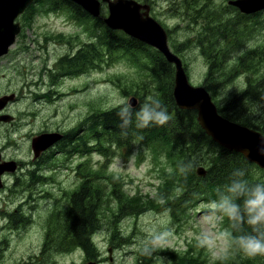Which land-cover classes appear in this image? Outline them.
Instances as JSON below:
<instances>
[{"label": "trees", "instance_id": "16d2710c", "mask_svg": "<svg viewBox=\"0 0 264 264\" xmlns=\"http://www.w3.org/2000/svg\"><path fill=\"white\" fill-rule=\"evenodd\" d=\"M35 2L30 4L23 14L27 27L31 26L35 15L49 11H62L70 18H77L78 23L88 24V28L83 27L82 30L83 33H88L87 40L80 39L81 48L77 55L66 62L72 73L66 72L70 77L69 80L90 67L94 70H102L115 64L117 59L126 60L135 67H140L147 80L125 82V85L117 81L115 85L122 96L125 99L134 96L136 98L134 107H138L147 97L155 96L170 115L169 122L164 126L148 129L133 128L129 130L127 137H122L117 127L120 121L115 114L119 110L117 106L120 103L103 107L96 104L93 99L84 101L89 106L87 115L79 117L65 134L58 131L61 136L59 140L63 155L62 165L67 166L66 161L76 155L85 156V159L74 164L76 186L69 191L63 189L66 205L61 210H52L51 217L61 220L57 228L59 243L56 245L58 246L56 252L70 253L79 250L85 260L95 258L98 248L93 235L100 228V215L103 209L110 212V216L107 213L109 228L111 227L109 243L120 245L121 239L124 243H131L130 237H132L131 234L123 235L120 230L119 225L123 218L132 217L136 220L148 210L167 209L173 222L181 221V215L186 214L189 207L194 206L199 200L215 199L217 188L228 182L231 172L236 168L248 170L246 178L250 183L264 182V170L257 164L247 161L241 153L228 150L212 141L199 125L195 110L176 106L172 94L174 66L158 50L124 35L119 30L107 28L101 18L92 17L73 2L67 0H36ZM202 12L221 26L213 27L208 38L197 34L195 42L207 59H215L217 54L226 51V56L220 58L219 65L215 68L219 70L227 67L229 74L227 79H233L229 69L230 61H227L229 53L240 49L245 41L253 38L248 42V48L239 54L238 66L241 69L252 68L256 80L249 81L245 89L233 88L232 94L225 96L222 102L219 100L215 84L207 83L206 90L224 117L264 135V71L258 74L257 70L261 67L256 68L258 62L264 61V10L257 11L253 21H247L253 16L240 14L232 6L222 11L223 14L225 13L224 20L215 14L214 9H205ZM224 32H228L226 39L223 36ZM42 36L46 42L47 34L43 33ZM57 38L61 42L64 41V36L61 34L57 35ZM35 40L38 44L42 42L44 45L43 39L38 41L36 37ZM171 47L183 58L184 66L188 67L187 75L190 78L194 76L190 71L194 62L190 58L198 54L181 42L176 35L171 38ZM112 53L116 57H113ZM58 63L61 65L62 77H64L62 60L60 59ZM214 63L215 61H212L211 65ZM217 77L224 78L222 75ZM63 86L64 84L59 85V90L61 97L66 99L56 103V107L63 112H78L77 102L67 98L74 93L72 89H76L75 86ZM257 109H260V113H257ZM87 120L90 123L83 129V134L75 137L76 132ZM70 121H73L72 116L68 122ZM135 145L145 146L152 153L154 160H158L161 153L165 158V163H159L161 166L158 169V177L161 182L155 187L154 197L142 194L140 191L133 194L124 192L120 187V183L123 184L122 179L115 178L111 173L105 175L116 154L127 157ZM193 158L205 167L204 177L197 176L195 168L186 174L181 171V164ZM101 178L104 182H101ZM106 179L110 182V190ZM221 225L223 229L231 230L226 218H222ZM250 232L251 228L245 224L240 231L234 232V235ZM47 244L55 248L54 234L47 237ZM142 247L143 245L136 251V260L138 258L143 260V263L137 261L138 264H151L153 256L158 255H166L173 264H177L178 261L179 264H255L256 261H264V256L245 257L235 247L231 248L226 259L222 255L217 260H209L207 250L199 247L197 241L189 243L184 251L163 247L150 256L142 254Z\"/></svg>", "mask_w": 264, "mask_h": 264}, {"label": "flooded vegetation", "instance_id": "af4514ba", "mask_svg": "<svg viewBox=\"0 0 264 264\" xmlns=\"http://www.w3.org/2000/svg\"><path fill=\"white\" fill-rule=\"evenodd\" d=\"M134 1L149 5L150 16L166 31L170 50L176 54L182 62L183 58L171 47V38L173 35H176L181 42L185 43L198 54L190 58V60L194 62V58H196L202 61L204 63V69L191 78L188 76L191 84L200 85L206 89L207 83L212 82L217 86L218 93L223 86L231 84L235 90L239 88L245 89L249 81L254 82L256 80L257 77L252 68L241 69L238 66L239 54L248 48V42H251L253 38L245 41L240 49L231 51L228 55L227 61H230L229 69L233 75V79H227L229 76L227 67L219 70L215 68L219 65L220 58L226 56V51L220 55L217 54L215 59H207L195 42L197 34L208 38L213 27L221 26L217 21L213 20L212 17L202 12L205 9H214L215 14L223 20L225 19V13L223 14L222 11L230 6L236 8L240 14L253 16L247 19V21H253L256 12H242L238 7L232 4L234 0ZM162 2H166V5L163 6ZM35 4L38 3L35 2ZM106 4L107 3H104L102 6V12H106L104 15L108 13ZM24 12L16 17L18 18L20 16V22L16 18L14 20V22H18L20 25L19 35L17 34L19 37L23 36L24 29L31 28L34 21L41 16L47 17L46 20L49 21L56 19L54 22L63 29H44L39 36L36 34V36L28 42L25 37V44L21 42L18 46V48L25 51V65H21L23 60L22 56L12 57L14 50L10 48L15 43L17 36L14 42L8 47L7 52L0 55V235L2 236L0 238V258L4 255V252L10 248L11 240L15 239V237L20 235L24 230L26 237L27 229L32 225L34 235L37 237V246L35 249L39 253L25 258V264H27L29 260L46 262L50 257V264H53L56 262L55 255L61 252L53 251L54 248L51 247V244H47V237L54 234V244L55 246L58 245L59 235L57 228L61 220L53 219L51 215L52 210L58 209L56 202L60 197L59 192L62 189L61 171L65 170L67 173H73L75 162H80L85 159V156H73L66 161L67 166H64L62 165L63 155L60 149L61 136H58V139L56 138L53 143L47 144L46 146H43L42 143L38 151L35 150L33 142L35 137L41 134H50V136L60 135L59 132L65 134L67 129L72 127L79 120V117H84L88 114L89 106L88 103L84 101L82 103L77 102L76 108H81V110L76 113L63 112L60 108L56 107V103H60L61 100L66 99L61 97L59 85L66 84L70 79L66 72L72 74L71 68L67 67L66 62L68 59L77 55L78 50L81 48L79 45L80 39L87 40L88 33H83L82 30L83 27L88 28V24L87 22L78 23L76 21L77 18H70L62 11H49L45 14H42V12L40 15H35L31 21V26L27 27L25 26ZM140 12H142V10H140ZM166 13L170 15L168 18L166 17ZM66 26H70L72 30L69 31ZM119 31L126 35L122 30ZM43 33L47 34V38L45 39L46 42H44ZM55 34L58 36L60 34L63 35L64 41L61 42ZM227 35L228 32L223 33L225 39ZM36 37H38V41L43 39L44 45L42 42L38 44L35 40ZM30 42L34 44L35 48L42 52V54H36L35 58L32 59L40 61L38 67L33 65V63L29 64L27 61L26 54L29 50ZM52 47H59L63 49L64 52L52 58ZM3 58L8 59V71L21 78V86L10 87L12 80H6L8 74L2 72L1 69ZM60 59L65 69L64 77H62L63 71L61 65L58 63ZM212 61H215L213 65H211ZM209 66L212 67V69H209ZM184 67L187 71L188 67ZM259 67L261 68L257 70L258 74L264 71V61L258 62L256 68ZM190 71L193 73L192 67ZM93 74L94 69L90 67L86 71H82L78 74L79 76H75V78H82L86 81L89 80L92 84ZM217 75H222L224 78H218ZM83 81L81 83H83ZM72 91L77 92L78 89L73 88ZM25 95H27L28 101V106L26 108ZM69 95L70 93H68V96ZM217 112L221 114L218 111V107ZM44 114L48 115L41 118L42 125L39 128H31L25 132V127H32L35 121ZM71 116L73 117V121L68 122ZM89 123L90 121L87 120L86 123L80 127L79 131L76 132L75 137L83 133V129ZM77 164L78 163H76V165ZM75 178V183H77L76 175ZM50 201L53 203L51 204ZM41 204L44 212L39 210V205ZM110 235H108L107 240ZM120 242L124 243V240L121 239ZM119 247L120 245L109 244L106 247L107 255L103 256L100 247L97 245L98 254L96 257L85 260L83 256L82 264H101L104 261H109L112 259V251ZM136 256L137 255L134 257V264H138L137 261L139 260L143 263L142 259L138 258L136 260ZM154 263L155 260L153 259L151 264ZM179 263L180 261H178L177 264ZM170 264L173 263L170 262ZM262 264H264V262H262Z\"/></svg>", "mask_w": 264, "mask_h": 264}, {"label": "rangeland", "instance_id": "374dc122", "mask_svg": "<svg viewBox=\"0 0 264 264\" xmlns=\"http://www.w3.org/2000/svg\"><path fill=\"white\" fill-rule=\"evenodd\" d=\"M162 5L165 6L166 2H162ZM170 15L166 13V17L168 18ZM19 22L20 16L16 18ZM47 17L41 16L40 18L34 21L31 28L23 30V36L19 37L17 35L15 43L11 46L10 49L14 50L13 58L15 56H22L23 60L21 65H25V51L23 49L18 48L19 44L23 42L25 44V37L27 42L33 37L39 36V34L44 29H63L60 28L56 22V19H52V21L46 20ZM178 20V19H177ZM55 27V28H54ZM66 28L70 31L72 30L70 26H66ZM177 32V30H176ZM64 52L63 49L59 47H52V58L56 55ZM42 54V52L35 48L34 44L29 43V50L27 51L26 57L29 64L33 63L36 67H38L40 61L32 60L35 58L36 54ZM113 54V53H112ZM111 54V56H112ZM113 57L116 55L113 54ZM8 59L3 58L2 60V72L7 73L6 80L11 79L10 87H19L21 86V78L13 75L7 68ZM193 74L196 75L198 72L203 71L204 63L196 58H194V63L192 66ZM30 78V77H29ZM117 78V79H116ZM145 79L147 77L143 75L142 69L140 67H135L130 64L128 61L120 59L115 61V64H112L108 68H103L102 70H95L92 76V84L89 80L88 83L86 80L82 78H74L68 80L63 87H71L75 86L78 89L77 92L72 93L69 97H67L71 101H76L78 103H82L83 101L93 100L99 106H112L114 104L121 103L122 100H127L122 96L119 89L116 87L115 83L119 81L120 84H124L125 82L131 83L133 81ZM84 80V81H83ZM83 81V83H81ZM4 83V82H3ZM81 83V84H80ZM83 84V85H82ZM87 84V85H86ZM85 85V86H84ZM233 92V85L229 84L223 86L221 90L218 92L219 100L222 102L225 96L231 95ZM63 101V100H62ZM28 106L27 95H25V108ZM80 111L81 108H78ZM78 111V112H79ZM257 113H260V109H257ZM48 114L41 115L35 124L31 127L33 129L39 128L42 124L41 118ZM72 120V119H71ZM58 121V120H56ZM25 127V132L28 129ZM42 143H35V150L38 151L41 147ZM136 153L134 159H130L133 153ZM165 158L161 153L158 156V160H154L152 153L144 146L139 147V145H135L132 147L131 152L127 157L116 154L114 160L111 162L109 166L108 172L105 173L107 176L109 173L113 174L115 178L122 179L123 184L120 183V187L124 192L129 194H133L137 191H140L142 194H149L150 197H154L155 187L158 183L161 182V179L158 177V169L160 168V162L165 163ZM116 161H120L121 169H116L113 167ZM203 165V164H197ZM75 175L74 173H67L65 170L61 171V186L59 194L60 197L56 202L58 209H63L66 205V202L63 197V188L67 191L72 190L75 186ZM101 182H104V179H100ZM108 184V188L110 190L111 186L109 185V180H105ZM75 183V184H74ZM206 201L199 200L194 206H190L188 212L186 214L181 215V221L173 222L169 210H148L147 212L140 215L136 220H133L132 217H125L122 219L120 223V230L123 235H132L131 243H121L120 247L114 251H112V259L109 261H104L101 264H134V257L136 255V251L143 245L146 246L148 244V240H145L147 233L156 230L158 227L160 230L168 229L171 231L172 235L170 238V242L167 244V248H174L179 251L186 250L189 243H195L196 236L203 228H208L209 230L219 231L222 228L221 222L222 218L216 216H208L204 217L202 215L203 209L207 207L205 205ZM43 203V201H42ZM52 204L53 202L50 201ZM112 203V202H111ZM39 210L44 212L42 208V204L39 205ZM39 211V214H40ZM100 215L101 222L100 228L93 235L94 241L101 249V253L103 256H106V247L108 244L107 237L109 235V224L108 223V214L110 212L103 211ZM108 213V214H107ZM110 216V214H109ZM2 236L0 235V238ZM227 242L225 241V244ZM37 246V237L34 235V230L32 225H30L27 229V234L25 237V230L15 239H12L10 242V248L4 252V255L0 258V264H25V258L34 256L36 253H39L35 248ZM58 246H55L53 251H56ZM206 249V248H205ZM158 250V249H157ZM156 250V251H157ZM207 250V254H209V258L212 259V253ZM230 251H228L229 253ZM227 253V254H228ZM222 253L220 254V257ZM161 257L164 260H161ZM83 254L81 251L77 250L72 253H66L62 251L60 254L55 255L56 262L53 264H82ZM155 260L154 264H169V259L166 255H158L153 256ZM51 257L48 261L36 262L35 260H29L27 264H50Z\"/></svg>", "mask_w": 264, "mask_h": 264}, {"label": "water", "instance_id": "95a60500", "mask_svg": "<svg viewBox=\"0 0 264 264\" xmlns=\"http://www.w3.org/2000/svg\"><path fill=\"white\" fill-rule=\"evenodd\" d=\"M33 1L35 0H0V55L7 52L20 30L19 23H14L15 18ZM68 1L80 6L96 18L101 17L102 6L107 3L108 13L102 17L107 27L122 30L127 35L155 47L169 63L173 64L172 94L176 106L195 110L199 125L212 141L228 150L241 153L247 161L254 162L264 170V155L257 152V146L264 135L219 114L209 92L203 86L191 84L181 59L168 46L166 31L150 16L149 5L134 0ZM232 4L246 13L264 9V0H234ZM128 101L133 106L136 104L134 96H131ZM58 136L60 137V135L41 134L35 137L33 144L43 143V146H46L53 143L56 138L58 139ZM245 150H247V156L243 154ZM195 172L197 176L204 177L206 169L198 165Z\"/></svg>", "mask_w": 264, "mask_h": 264}, {"label": "clouds", "instance_id": "9594fccd", "mask_svg": "<svg viewBox=\"0 0 264 264\" xmlns=\"http://www.w3.org/2000/svg\"><path fill=\"white\" fill-rule=\"evenodd\" d=\"M117 107L119 110L115 114L120 121L117 127L122 137H127L130 129L161 127L170 120L168 110L155 96L147 97L138 107H134L127 100H122ZM257 152L264 155V137L260 139ZM243 154L247 156V150ZM135 156L134 152L130 159ZM197 164L195 158L189 159L181 164L180 169L186 174L196 168ZM113 167L121 169L120 161H116ZM247 174L246 168L234 169L228 182L217 188L216 198L205 202L207 207L203 209L202 215L226 218L231 229L216 231L205 227L196 236L197 245L208 249L213 260L219 259L221 253L226 259L232 247L248 258L264 256V182L250 183L246 178ZM245 224L251 228V232L234 235V232L240 231ZM171 235L170 230H160L156 227L155 231L147 233L145 240H148V244L142 247V254L150 256L157 249L167 246ZM161 260L164 258L161 257Z\"/></svg>", "mask_w": 264, "mask_h": 264}, {"label": "bare ground", "instance_id": "6f19581e", "mask_svg": "<svg viewBox=\"0 0 264 264\" xmlns=\"http://www.w3.org/2000/svg\"><path fill=\"white\" fill-rule=\"evenodd\" d=\"M30 114V113H29ZM31 128V127H30ZM27 132V131H26ZM83 134V133H82Z\"/></svg>", "mask_w": 264, "mask_h": 264}]
</instances>
